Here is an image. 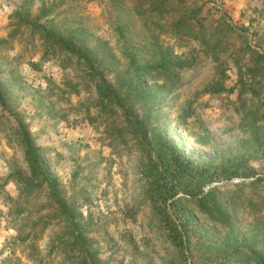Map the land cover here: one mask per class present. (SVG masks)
Wrapping results in <instances>:
<instances>
[{"label":"rangeland","instance_id":"374dc122","mask_svg":"<svg viewBox=\"0 0 264 264\" xmlns=\"http://www.w3.org/2000/svg\"><path fill=\"white\" fill-rule=\"evenodd\" d=\"M41 7L51 8L38 23L79 28L91 45L95 38L104 42L119 61L115 71L125 65L117 25L141 48L138 54L147 55L143 41H155L193 59L161 103L157 130L194 165L238 167L229 178L219 176L204 186V192L216 190L232 228L210 219L187 197L178 210L168 211L189 216L207 243L219 244L227 231L250 239L259 235L264 226V0H0V264H65L56 248L65 229L46 206L45 192L25 196L14 182H5L12 169L27 171L19 123L67 202L90 217L87 236L99 264L184 261L146 197L145 146L130 133L121 134L120 118L93 106L96 94L82 82L81 66L13 14L28 11L33 20ZM187 13L193 19L181 18ZM34 223L35 232L26 237ZM212 250L198 257L201 252L194 250L187 264H205Z\"/></svg>","mask_w":264,"mask_h":264},{"label":"trees","instance_id":"16d2710c","mask_svg":"<svg viewBox=\"0 0 264 264\" xmlns=\"http://www.w3.org/2000/svg\"><path fill=\"white\" fill-rule=\"evenodd\" d=\"M50 8L41 7L40 13L33 20H28V11L22 13L21 10H16L13 14L19 23L41 34L44 41H51L53 45L64 50L74 65L81 66L84 73L82 82L91 85L96 94L93 106L109 117L120 118V123L124 124L119 130L121 134L130 133L145 146L143 173L147 184L146 197L154 214L166 229L167 237L183 251L184 261H178V264H187L186 260L193 255L194 250L201 252L198 257L211 247V253L204 256L205 264H264V226L261 233L251 239L227 231L219 244H212L207 243L208 239L197 233L189 216L168 211L173 207L178 210L180 201L187 197L194 200L210 219L223 224L225 228H232L229 215L218 200L216 190L209 188L204 192V186L219 176L229 178L237 173L238 167L226 163L215 165L211 162L194 165L181 157L176 143L157 130L161 103L179 82V72L190 67L193 59L175 55L169 49L157 45L155 41H143L147 55L138 54L141 48L125 36L122 25H117L116 32L123 40L121 53L125 65L115 71L119 61L104 48V42L98 38L91 45L90 38L82 29H55L51 25L38 23L49 15ZM181 18L188 20L190 15L187 13ZM194 20L197 26H202L201 19ZM113 71V77H108ZM0 104L4 106L1 87ZM19 131L27 171L12 169L5 182H14L25 196H29L34 190L45 192L48 200L46 206L55 212L65 229L64 236L57 239L56 245L63 254L65 264H99L96 252L90 251L93 240L87 236L91 228L90 217H85L67 202L62 189L43 165L41 153L33 145L21 123ZM35 226L36 223L31 224L26 237L35 232ZM184 252H187L186 256Z\"/></svg>","mask_w":264,"mask_h":264}]
</instances>
